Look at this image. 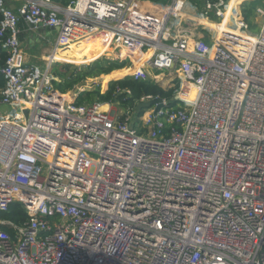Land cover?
Masks as SVG:
<instances>
[{"label":"built area","instance_id":"1","mask_svg":"<svg viewBox=\"0 0 264 264\" xmlns=\"http://www.w3.org/2000/svg\"><path fill=\"white\" fill-rule=\"evenodd\" d=\"M17 1L0 0V216L29 219L0 218V264H264V4L253 36L245 0ZM21 21L59 29L45 65ZM87 40L132 61L123 78L177 73L182 105H75L53 70Z\"/></svg>","mask_w":264,"mask_h":264},{"label":"trees","instance_id":"2","mask_svg":"<svg viewBox=\"0 0 264 264\" xmlns=\"http://www.w3.org/2000/svg\"><path fill=\"white\" fill-rule=\"evenodd\" d=\"M63 5H69L74 0H57ZM2 15L0 14V21ZM68 58H75L77 62L85 54L86 49L69 50ZM8 58L7 52L2 48L0 42V99L1 90L5 86V77L2 74V68L6 64ZM129 61L119 62L110 60H101L91 63L87 66L75 67L70 64H59L54 67L53 73L57 78L54 82V87L62 94H67L74 91L81 84L89 82L91 84L96 81L93 78L108 76L114 73H121L128 67ZM62 66V70L58 67ZM179 86L170 89H164L158 83L152 80H134L126 77L119 80L111 81L108 87L102 85L94 86L89 90L83 89L74 96V104L77 106H91L95 103L99 104H114L122 110L128 108H136L138 103L143 99L152 97L159 98L169 102V106L173 110H177L182 103L174 100L176 90ZM128 91L130 93H128ZM145 111L137 117H142ZM1 219L10 220L16 224H23L29 216L19 203H13L9 211L0 216ZM7 230V228L4 227Z\"/></svg>","mask_w":264,"mask_h":264},{"label":"crops","instance_id":"3","mask_svg":"<svg viewBox=\"0 0 264 264\" xmlns=\"http://www.w3.org/2000/svg\"><path fill=\"white\" fill-rule=\"evenodd\" d=\"M238 1L241 0H237V2ZM253 1H255V3L259 2V0H245L244 4L247 5L248 2H253ZM7 2L9 3L12 9H17V7L20 5V3L17 0H7ZM57 2L61 3L60 1ZM261 3L264 4V0H262ZM20 28L22 30L21 47H22L25 63L30 65H39V66L45 65L47 63L49 55L53 52L55 46L57 45L59 29H50L44 27L33 29L30 25L26 24L24 21L20 22ZM87 41L88 42H84L85 44L84 43L82 44H84L87 47L88 53H90L93 50L96 42L93 40H87ZM69 52L70 51L63 52L60 54L58 59H60L61 62H58L55 65V67L57 65L59 66V64H65L63 63V61H65L69 57L70 55ZM100 57H102V55H100ZM97 59L91 61L88 58L87 65L96 62ZM126 61L132 62L130 59H126ZM84 64H85L84 66H87L86 63ZM73 95L74 94L68 96V99L69 97L71 99L74 98L75 95L74 96ZM1 109L3 111L6 110L5 107H1Z\"/></svg>","mask_w":264,"mask_h":264},{"label":"rangeland","instance_id":"4","mask_svg":"<svg viewBox=\"0 0 264 264\" xmlns=\"http://www.w3.org/2000/svg\"><path fill=\"white\" fill-rule=\"evenodd\" d=\"M261 2H262V0H259L258 3H255V1L248 2L247 5L244 4L241 7V12H242L243 16L246 15L245 20L249 23L250 31H251V34L253 36H257L259 34L260 27L263 23L262 15L256 13V10H257L256 8L263 6V4ZM84 44H77L75 47V49H86L85 54L80 58L79 62H77V60L75 58H67L65 61H63V63L70 64V65H73L75 67L84 66L85 65L84 63H86V65H87V60H88L90 54L88 53V49ZM101 60H106V58L105 57H99L96 61H101ZM58 69L62 70V66L58 67ZM150 73H151L150 79L152 81L158 83L164 89L175 88V87L179 86V84H181L180 77L177 73L171 74V75L168 74L166 71H164L163 73H161L159 75L157 72L155 73V72L151 71ZM121 78H123V77L112 76V77L107 78V79H101L100 77L93 78V80H95L96 82L93 84L86 82L85 84L87 87L85 89L89 90V89L93 88L94 86H96L97 84H100V85L106 84V86H108L107 83L111 79H121ZM71 94H73V91L68 92L66 95L71 96ZM190 100H191V98H190ZM185 101L189 102V99H186ZM114 108H119V107L115 106ZM149 111H146L145 113H147Z\"/></svg>","mask_w":264,"mask_h":264},{"label":"bare ground","instance_id":"5","mask_svg":"<svg viewBox=\"0 0 264 264\" xmlns=\"http://www.w3.org/2000/svg\"><path fill=\"white\" fill-rule=\"evenodd\" d=\"M236 1L237 0H233L232 1V6L230 8L231 10H229V12H230L229 15L230 14L233 15L235 13V11H236V5H235L236 4ZM208 27L211 28V25H208ZM224 27L225 26H218L217 29L219 31H223ZM96 44H95L93 50L89 53L90 54L89 55V59L91 61L97 59L98 57H100V55L103 54L102 47H99V44L98 43H96ZM125 73H126L125 71L124 72H121V73H114L110 77H112V76L122 77ZM110 77H105L103 79H107V78H110ZM180 98H182L183 100L189 99V102L188 103H192L194 101V99H195V90L193 88L191 89L189 87H184L183 90H182V93L180 94ZM190 98H191V100H190ZM108 109H109V107L107 105H105V106L102 107V110H108Z\"/></svg>","mask_w":264,"mask_h":264},{"label":"water","instance_id":"6","mask_svg":"<svg viewBox=\"0 0 264 264\" xmlns=\"http://www.w3.org/2000/svg\"><path fill=\"white\" fill-rule=\"evenodd\" d=\"M33 29L34 27L31 26ZM87 86L85 83L81 84L79 87H77L74 91L73 94L76 95L78 94L80 91H82L83 89H85ZM86 90V89H85ZM164 100L159 99V98H155L152 101L149 102H145V103H140L137 105L136 107V115H140L141 112L145 111V110H149L154 108V115L157 116L158 113L161 111V109L164 107Z\"/></svg>","mask_w":264,"mask_h":264}]
</instances>
